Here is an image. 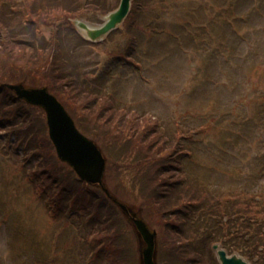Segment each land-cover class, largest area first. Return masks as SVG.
<instances>
[{
  "label": "rangeland",
  "instance_id": "1",
  "mask_svg": "<svg viewBox=\"0 0 264 264\" xmlns=\"http://www.w3.org/2000/svg\"><path fill=\"white\" fill-rule=\"evenodd\" d=\"M117 1L110 0V3L116 4ZM166 1H153L159 7L170 8H156L152 15L159 14L161 19L151 21L146 30L134 28V39L121 25L102 40L81 43L74 38L67 20L76 25L79 21L92 26L101 25L105 16H96L89 9L86 14L93 16L94 20L82 17L80 13H55L51 16V23L42 26L41 33L50 38L54 31H60L58 37L61 40L71 41L68 44L69 55L90 82L96 84L94 79H102L96 85L100 98L114 102L115 107L109 109L123 113L122 116L131 122L135 130L146 127L142 135H147L150 140H145V137L139 139L141 145L153 139L155 145L167 148L177 146L185 170L183 175L187 179L191 177L189 168L193 175L202 178V181L192 179L194 183L211 191L214 188L264 190V139L257 137L264 133L262 115L256 118L258 124L250 126L249 118L243 114L253 111L250 104L247 107L244 105L247 104L244 98H253L257 92L246 85L243 88V81L251 65L263 61L262 54L258 52L263 50L260 30L264 27V0H182L178 5L177 2L165 5ZM172 11L176 13V18ZM96 18L101 22H97ZM150 25L158 27V31H149L152 28ZM245 29L252 32L254 39L242 41L241 37L246 36ZM120 53L124 57L119 56ZM244 53L247 55L242 59ZM101 72L104 75L100 76ZM232 80L234 86L230 83ZM84 116L94 124L86 110ZM258 131L263 133L257 134ZM7 141L5 127L0 128V180L5 172V161L15 155L23 160L29 152L24 170L36 157L32 149L9 150ZM242 141L247 147L245 150ZM226 150L229 151L225 153ZM253 151L262 154L258 162L260 167L248 166L254 164L251 161L255 157L250 153ZM112 153L116 156L118 149ZM223 154L230 157L234 171L228 168L229 160L221 158ZM108 157L106 155L109 166L106 182L132 213L142 202L141 185L136 182L139 178L129 174L130 168L136 170L134 159H129L124 166L123 162L111 164ZM192 157L201 163L193 162ZM70 168L80 181L92 185L83 180L73 167ZM5 183L0 182V189H5ZM204 196L212 197L208 194ZM8 206L6 211L5 201H0V264H74V260L76 264L87 256L93 259L89 264H141L138 232L121 215L113 214L103 222L101 230L107 232L100 238L95 237L101 231L97 216L87 215V240L82 239L87 254L82 255L83 246L64 242L73 235V230L65 227L63 221L53 223L47 219L40 205L29 208L25 201L16 198ZM123 214L129 218L124 211ZM165 216L157 214L150 223L157 233L156 249L160 243L163 252L168 255L172 250V240L171 234L164 230L169 220ZM169 224L172 226L170 220ZM113 236V248L118 247L119 258L123 260L121 263L112 262L117 253L112 258L105 248Z\"/></svg>",
  "mask_w": 264,
  "mask_h": 264
},
{
  "label": "trees",
  "instance_id": "2",
  "mask_svg": "<svg viewBox=\"0 0 264 264\" xmlns=\"http://www.w3.org/2000/svg\"><path fill=\"white\" fill-rule=\"evenodd\" d=\"M119 1L113 4L110 0H0V128L5 127L9 150L32 149L36 154L35 160L24 170L29 152L23 160L15 155L5 161L0 182L6 183L5 189H0V201H5L6 211L16 198L25 201L29 208L40 205L47 219L53 223L63 221L65 227L73 230L70 229L73 235L64 242L83 246L82 255L87 254L82 243V239L87 240V215L97 216L100 230L113 214L131 222L103 189L80 181L70 166L58 158L48 134L44 109L20 99L6 84L23 82L29 86H47L64 104L79 129L94 139L107 157L110 154L111 164L123 162L126 166L129 159H134L136 170L130 168L129 174L139 178L136 182L141 185L142 202L137 208L142 217L151 224L153 216L165 214L172 224L168 220L164 229L158 220L172 240L168 255L159 243V264H220L213 250L215 243H221L229 254L237 252L253 264H264V192L217 188L211 191L194 183L192 179L202 180L189 168L191 177L187 179L177 146L155 145L153 139L141 145L139 139H149L142 135L146 127L135 130L123 113L109 109L115 104L110 99L100 98L96 84L101 83L98 81L101 78L93 80L96 84L90 82L69 55L71 41L61 40L60 31H54L50 38L41 33L42 26L53 20L52 14L73 12L94 20L86 14L87 9L96 16L107 14ZM153 1L133 0L124 22L125 32L131 34L132 39L135 38L134 28L146 30L151 21L161 19L159 14L152 15L156 8H170L159 7ZM179 1L182 0H167L165 5L175 2L178 5ZM172 13L176 18V13ZM188 13L192 12L188 10ZM67 21L74 38L86 42L74 24ZM150 26L149 31H158V27ZM102 75L104 72L100 73ZM85 110L94 124L87 121ZM117 149L115 156L112 151ZM110 167L113 169L114 165ZM36 232L41 237L40 232ZM106 232L101 230L95 237L100 238ZM114 239L115 236L107 241L105 248L112 258L117 253L112 262L121 263L118 247L113 248ZM90 262L93 259L87 256L76 264Z\"/></svg>",
  "mask_w": 264,
  "mask_h": 264
},
{
  "label": "water",
  "instance_id": "3",
  "mask_svg": "<svg viewBox=\"0 0 264 264\" xmlns=\"http://www.w3.org/2000/svg\"><path fill=\"white\" fill-rule=\"evenodd\" d=\"M131 2L132 0H121L119 7L108 15L107 21L100 27H91L84 22H78V25L87 37L96 40L123 22L129 14ZM8 87L20 98L45 109L49 133L61 160L71 165L83 180L101 185L122 210L131 215L128 205L113 197L105 185L107 159L102 149L97 142L79 130L59 99L47 87H27L23 83L8 84ZM132 214V222L141 240V264H158L156 231H152L135 211ZM214 249L217 250L221 264H251L238 254L229 255L219 244H215Z\"/></svg>",
  "mask_w": 264,
  "mask_h": 264
},
{
  "label": "flooded vegetation",
  "instance_id": "4",
  "mask_svg": "<svg viewBox=\"0 0 264 264\" xmlns=\"http://www.w3.org/2000/svg\"><path fill=\"white\" fill-rule=\"evenodd\" d=\"M256 31H257V29H256ZM260 33H261V37L263 38L261 40L262 41L261 46H262L263 50L259 51L258 54L259 53L262 54L263 61L259 62L256 65L252 64L251 70L247 74V78L243 81V88H246L249 86V88H251L252 91H257V92L254 94L253 98H249L248 96L244 98V101H246V103H247L244 105H246V107H247V105L250 104V106L253 107V111L249 114H246V113H243V114L246 118H249L250 122L248 125H250V126L255 125L253 123L258 124V122H255L256 118H258L262 115V120H263L262 127H264V27L260 30ZM250 38L252 39V38H254V36H252V32L247 29L246 30V36L243 37V40L249 41ZM246 55H247V53H244L243 57L245 58ZM243 79H244V77H243ZM230 83L232 86H234L233 85L234 80H232V82H230ZM244 85H246V87ZM245 108H243V109H245ZM260 108H262L261 111L259 110ZM250 126H249V128H250ZM249 128H247V129H249ZM255 130L257 131V127L255 128ZM262 131H263V129H262ZM262 131H258L259 133H257V134L263 133ZM257 137L258 138L263 137V139H264V133H263V136H257ZM243 144H244V149H246L247 147L245 145V142H243ZM250 153H252V155H255V156L262 155V154H260V152L258 154H257V152H254V151L250 152Z\"/></svg>",
  "mask_w": 264,
  "mask_h": 264
}]
</instances>
